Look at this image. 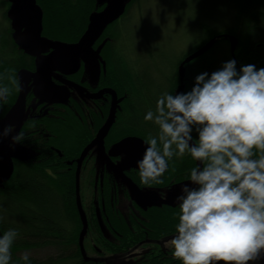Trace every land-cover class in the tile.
<instances>
[{"label": "flooded vegetation", "instance_id": "flooded-vegetation-1", "mask_svg": "<svg viewBox=\"0 0 264 264\" xmlns=\"http://www.w3.org/2000/svg\"><path fill=\"white\" fill-rule=\"evenodd\" d=\"M10 25L12 28V23ZM105 38L107 40V34L103 40ZM40 39H43L42 36ZM40 39L35 37L33 45L30 42L31 46L37 47L33 54L19 50L18 55L14 56L20 66L15 73L16 79L19 71L26 76L23 103L21 99L13 105L15 97L4 100L5 104L3 101L0 103L3 109L9 104L0 115V121L11 110L15 114V119L8 121V125L15 126L7 137L8 146L21 151V155L10 158L13 164L10 179L14 176L15 168L24 165L21 159L27 152L36 155L26 162L28 165L49 162L53 167L51 172H63L65 163L66 170L74 178L75 206L80 218L76 219L81 223L80 229L77 227V238H83L82 251L86 256L87 252H91L95 257H102L100 246L105 245L106 239L107 243L122 240L119 252L107 250V264L131 261L133 264H181L166 242L175 234L178 211L176 192L182 184L189 182L187 174L192 168L191 157L188 156L189 161L185 166H180L186 174L182 180L168 179L163 174L159 183L144 184L136 173V161L143 155L146 140L139 133L129 134L127 130L129 104L126 101L131 100V96L137 100L134 94L142 83V78H135L141 73L137 71L139 67H133L129 62V52H132L135 42L130 41L127 46L129 52L107 58L103 54L107 51V41L99 47L103 43L100 38L91 46L98 54L84 57V60L82 55L79 58L75 56V64L64 68L62 59L55 54V46ZM11 42L19 46L13 39ZM84 65L95 71L90 78L84 73ZM152 79L158 85L163 82L158 75H153ZM160 88L164 89L165 84ZM108 90L114 93L116 108L113 120L99 142L98 133L111 110L112 95ZM17 95L19 99L20 94H16V98ZM19 131L24 133L23 140L10 147L11 137ZM64 135H73L70 136L73 147L65 145L63 139L69 136ZM130 139L140 140L143 147L141 153L134 155L131 152L133 148L126 147ZM63 153L67 156L66 161L63 160ZM197 164L196 161L195 166ZM124 180L127 182L124 183ZM161 191L167 192L166 200L159 198ZM132 217L140 218L136 230L131 226ZM158 219L167 223L160 226ZM82 228L86 229L80 235ZM120 228L125 235L136 232V237L142 239L135 243L124 240L119 236ZM120 254L136 256L114 258Z\"/></svg>", "mask_w": 264, "mask_h": 264}, {"label": "clouds", "instance_id": "clouds-1", "mask_svg": "<svg viewBox=\"0 0 264 264\" xmlns=\"http://www.w3.org/2000/svg\"><path fill=\"white\" fill-rule=\"evenodd\" d=\"M15 83V78H12ZM9 88L0 85V102ZM157 128L146 141L136 173L159 183L169 161L185 154L198 164L175 197V234L167 241L181 264H257L264 259V67L228 60L194 77L189 90L162 92L143 116ZM14 125H6L7 138ZM195 133V135H193ZM24 133L11 137L10 147ZM161 200L167 192L158 193ZM18 230L0 232V264H32L30 253L13 261Z\"/></svg>", "mask_w": 264, "mask_h": 264}, {"label": "trees", "instance_id": "trees-1", "mask_svg": "<svg viewBox=\"0 0 264 264\" xmlns=\"http://www.w3.org/2000/svg\"><path fill=\"white\" fill-rule=\"evenodd\" d=\"M33 4L38 13L40 36L53 44L65 45L77 44L87 30L90 15L101 12L106 7H103V3H100L99 0H33ZM138 4L139 0H133L130 5L125 7L123 14L108 24L97 38V40L101 38L103 41L99 47H102L104 41H107V51L103 52L107 58L122 55L126 48L129 51L127 47L129 43L127 45L124 40V34H121L119 30V23H124L131 10ZM11 5L9 0H0V85L9 88L7 98L15 97L17 101L19 80L16 79L15 73L20 66L14 56H17L19 53L17 51L21 49L14 46V43L11 42L12 39H9V36L12 37L13 34L9 15ZM237 14L238 10L232 14L234 23L225 24L219 28L215 21L219 22L221 17L215 19V16H210L211 19L215 20L207 21L215 23L207 25L204 23L207 17L203 13L192 14L190 12L188 15L185 12V16L182 15L180 19H184L185 23H188L189 20L190 25L182 30L173 29L172 35L167 37L170 39V43L167 38L165 39L169 46L165 47V51L160 52L161 60L154 57L157 54L156 51H151L152 54L154 53L153 56L147 57L151 66L148 63H143L141 66L131 62V60L129 61L133 67H139L137 71L141 72L135 78H142L141 88L134 94L137 100L135 101L131 96V100L127 99L126 101L129 104L127 108V130L129 134L138 135L139 133L144 140L156 134V126L150 121H144L143 116L147 110L154 109L155 101L162 92L167 91L173 94L177 92L181 85L178 77L179 66H182L183 72V91L191 88L197 74L205 71L211 73L221 67L223 62L230 59L236 62L237 70L241 65L246 64H253L257 69L264 67V0L252 6L248 12L239 13L243 14L242 17H238ZM198 18L200 20L194 22V19ZM191 20L193 21L192 25ZM181 22L183 21H179V23ZM106 34L107 40L106 38L103 40ZM224 35H229L235 40L233 50L235 59L230 54L229 41ZM130 36V41L136 42L135 36L132 34ZM185 38L190 40V48L178 58L174 57L175 51L178 49L177 45ZM143 39V42L149 47H153L146 35ZM114 44L117 45V48ZM140 49L141 47L137 49V59L141 57L143 52V49L139 51ZM134 52L135 48L133 47L132 52L129 53L132 56ZM194 53H198L197 56L183 63ZM153 75L161 77L162 84H165L164 89L160 88L162 84L158 85L152 79ZM13 77L15 83H13ZM16 101L13 100L12 103L15 104ZM2 103L5 104L4 101ZM8 107L9 104L6 109L0 108V115ZM70 136L65 137L63 142L65 145L68 144L73 147V138ZM34 154V152L24 153L21 159L24 165L15 168L14 176L0 184V232L10 227L18 230V237L11 248L13 261H17L21 253L25 251L31 253L42 251L44 252L43 257L30 255L32 264H107V250L119 252L123 243L122 240L107 243L106 239L105 245L100 246L102 257L91 258L86 256L82 251L83 238H77L81 223L76 219L79 220L80 218L75 206L74 178L66 170L64 162L63 172H51L53 167L49 162L28 165L26 162L33 160L36 157ZM63 155V160H65L67 156L65 153ZM187 158V154L182 157H174L172 161H169L170 164L164 176L166 174L168 179H184L186 174L180 166H185ZM56 159L59 160V158ZM190 163L191 167H194L196 161L191 158ZM125 182L127 181L124 180ZM139 220V217H132L131 226L133 230L139 226ZM157 223L162 226L167 222L158 219ZM85 229H81L80 235ZM119 236L124 240L129 239L133 243L142 239L136 237V232L125 235L122 228H120ZM135 256L120 254L114 258H134ZM133 263L131 261L125 264Z\"/></svg>", "mask_w": 264, "mask_h": 264}, {"label": "rangeland", "instance_id": "rangeland-1", "mask_svg": "<svg viewBox=\"0 0 264 264\" xmlns=\"http://www.w3.org/2000/svg\"><path fill=\"white\" fill-rule=\"evenodd\" d=\"M132 1L133 0H127V2L125 3V7L130 5ZM259 1L262 0H139V4L131 10L128 17L124 20V23H119V27H120L119 30L121 31V34L122 33L124 34V40L127 42V45L128 43H131L130 35L132 34L133 36H135L134 38L136 40L134 46L135 56L134 55L131 56L129 53V55L131 56L129 57L130 58L129 60L143 66V63L149 62L151 64V62L148 61L147 59V57L153 56L154 53L152 54L151 51H156L157 54L154 57L157 60L162 59L160 57V52L165 51L166 49L165 47L169 46V44H166L167 41L170 43V39H168L167 37L169 35H172L171 33H173V29L182 30L189 27L190 25L189 20L188 23H185L184 19H180L182 18V15L185 16V12L188 15L190 12L192 14H197V12L203 13L207 17L204 23H206L207 25H211L212 23L216 22L215 23L216 26L220 28L225 24L234 23L232 14H235L237 10H238V14H237L238 17H242L243 14H239V13H242L243 11L248 12L249 9H251L252 6H255ZM102 3H103V7L106 6L107 0H102ZM237 7L238 9H236ZM0 15H1V11H0ZM210 16H215L216 17L215 19H218L219 17L221 18L219 22L207 21V20H215V19H211ZM196 20L199 21L200 18L194 19V22ZM179 21H183V22L179 23ZM192 24L193 21L191 20V25ZM30 29L31 28H25L23 32H18V33L14 31L12 36L13 41L17 45L18 43L27 44L32 41V45H33L35 41V36L33 37L32 40L31 38L33 36V32ZM130 31L131 33H129ZM144 35L148 37L151 46H153L152 48L149 47L145 42H143ZM166 38L167 41L165 40ZM190 45H191L190 40H188L187 38L182 39L181 42L177 45L178 49H176L174 57L178 58L180 55H182L190 48ZM115 47L117 48V46ZM139 47H141L139 51L143 49V52L140 55L141 57L137 59L136 54L138 52L137 49ZM125 51L129 52L127 48L125 49ZM55 54H57V56L60 57V59H62L61 63L63 64L64 68H70V64L72 65L75 64V55L73 53L67 50H61ZM88 54L90 56H95L96 51H93L91 48L90 53ZM88 54H84L82 55V57L80 55V57L84 60V57H88ZM155 58L152 59L155 60ZM93 66L94 65H92V67ZM94 72L95 71H92L91 68L84 65V73L88 78H90V75H93ZM25 79L26 76L23 75V82H25ZM7 116L9 117V121L15 119V114L13 110L9 111L6 117ZM4 127H5L4 125H0V131H2ZM5 141H7V138H0V144L5 143ZM140 158L141 157H139L137 160H139ZM6 173H7V167L3 162V159L0 158V176L5 175ZM132 193L135 194L136 192L133 190ZM176 193L179 194V191ZM29 253L32 257L44 256V252L42 251L35 253L29 252ZM87 254L88 257L91 258L95 257L91 252H87ZM257 264H262V262L258 261Z\"/></svg>", "mask_w": 264, "mask_h": 264}, {"label": "water", "instance_id": "water-1", "mask_svg": "<svg viewBox=\"0 0 264 264\" xmlns=\"http://www.w3.org/2000/svg\"><path fill=\"white\" fill-rule=\"evenodd\" d=\"M12 5L9 12L12 28L15 32H20L22 28H31L30 30L33 32V37H39L40 39V25L38 24V13L35 10V6L33 4V0H9ZM100 3H102V0H99ZM127 0H107L106 7L101 12H95L89 17V23L86 32L81 37V39L78 41L75 45H65V44H53L45 39H40V41H48L52 46H55V51L59 52L61 50H67L71 53H73L76 58H79L80 55L88 54L90 53L91 46L93 43L97 40L103 29L110 23L117 20L124 12L125 9V3ZM117 8V9H116ZM25 30V29H24ZM226 37V36H225ZM227 38L230 41V54L233 59L234 54V45L235 40L234 38L227 36ZM32 42V41H31ZM18 48L23 50L25 53L33 54V52L37 49L35 46H31L30 43H18ZM35 47V48H34ZM97 54V52H96ZM198 53H194L190 57H188L183 63H186L190 60H192L195 56H197ZM89 56V54H88ZM239 70V68H238ZM183 72H182V66H179L178 68V77L180 80V84L183 82ZM17 78L19 80V99H17V103H19L22 99V103L24 101L25 91L23 86V72L19 71L17 74ZM184 87L183 85H180L177 89V91H183ZM112 95V104H111V110L108 119L106 120L104 126L98 133V141L101 142L102 138L107 132V129L109 128L113 117L115 113L116 108V102H115V96L114 93L109 91ZM9 117L7 116L5 119L0 121V125H8ZM100 139V140H99ZM140 140L137 139H130L128 140L126 147L127 148H133L131 152L134 155H137L143 151V147L140 144ZM8 142L5 141V143L0 144V158L3 159V162L5 163L7 167V173L3 176H0V184L7 181L13 171V164L11 161V156H19L21 155V151L19 149H10L8 148ZM99 150L102 151V148L99 147ZM198 162V161H197ZM174 197H172L173 199ZM262 264H264V259L260 260Z\"/></svg>", "mask_w": 264, "mask_h": 264}]
</instances>
